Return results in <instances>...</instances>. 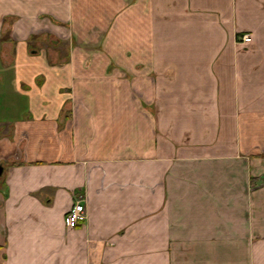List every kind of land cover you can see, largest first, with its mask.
<instances>
[{
    "label": "crops",
    "instance_id": "crops-1",
    "mask_svg": "<svg viewBox=\"0 0 264 264\" xmlns=\"http://www.w3.org/2000/svg\"><path fill=\"white\" fill-rule=\"evenodd\" d=\"M0 169V264H264V0H0Z\"/></svg>",
    "mask_w": 264,
    "mask_h": 264
},
{
    "label": "built area",
    "instance_id": "built-area-1",
    "mask_svg": "<svg viewBox=\"0 0 264 264\" xmlns=\"http://www.w3.org/2000/svg\"><path fill=\"white\" fill-rule=\"evenodd\" d=\"M245 39H247L245 37ZM85 198L81 195L76 197L72 208L66 215L65 223L68 229H75L79 223L86 221Z\"/></svg>",
    "mask_w": 264,
    "mask_h": 264
},
{
    "label": "rangeland",
    "instance_id": "rangeland-1",
    "mask_svg": "<svg viewBox=\"0 0 264 264\" xmlns=\"http://www.w3.org/2000/svg\"><path fill=\"white\" fill-rule=\"evenodd\" d=\"M246 38H247V39L244 38L243 40H245V41L249 40V37H248V36H246ZM93 56H94V55H93Z\"/></svg>",
    "mask_w": 264,
    "mask_h": 264
},
{
    "label": "water",
    "instance_id": "water-1",
    "mask_svg": "<svg viewBox=\"0 0 264 264\" xmlns=\"http://www.w3.org/2000/svg\"><path fill=\"white\" fill-rule=\"evenodd\" d=\"M1 173H2V169H0V175H1Z\"/></svg>",
    "mask_w": 264,
    "mask_h": 264
}]
</instances>
